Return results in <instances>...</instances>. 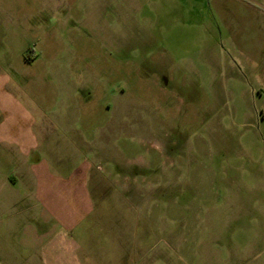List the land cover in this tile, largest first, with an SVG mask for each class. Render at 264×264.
<instances>
[{"label":"rangeland","instance_id":"374dc122","mask_svg":"<svg viewBox=\"0 0 264 264\" xmlns=\"http://www.w3.org/2000/svg\"><path fill=\"white\" fill-rule=\"evenodd\" d=\"M246 4L0 0V77L36 80L24 116L0 107V181L5 124L28 108L53 173L78 187L94 164V208L56 241L33 221L17 245L0 189V264H264V85L240 53L264 52L248 18L264 4Z\"/></svg>","mask_w":264,"mask_h":264},{"label":"crops","instance_id":"0c3cea01","mask_svg":"<svg viewBox=\"0 0 264 264\" xmlns=\"http://www.w3.org/2000/svg\"><path fill=\"white\" fill-rule=\"evenodd\" d=\"M260 4H264V0H247L246 5L261 7ZM262 7L264 8V5ZM252 15V18L249 15V20L258 21L259 24L257 29L251 32L253 35L262 32L261 35L264 36V17L255 16L254 13ZM6 25L7 23H5V27ZM248 51L250 49L245 47L240 49L241 59L244 63V67H242L257 73L260 84L264 85V65H261V69L258 67L260 63L258 59L264 52L259 49L252 52ZM21 52L20 50L14 58H10L5 47L4 65L16 64L21 59ZM251 60L255 61L250 62ZM23 62H25L24 59ZM35 82V79L19 75L0 77V94L4 91L5 99L9 98L6 102L0 98V107L10 108V111H5L6 118H9L8 116L12 114V110H15V118L24 116L23 110L20 109L19 103L14 98L19 99V95L16 93H20L26 84H35ZM28 109L30 116L27 125L26 118H18V122L15 121L12 124L6 122L5 130H3L5 131V148L9 152L5 155V166H7L5 177L0 181V189L5 190V200L3 202L5 203V209H1V212H5V218H7L5 223L7 232L19 231L17 233L20 243H17V245L26 244V242H23L21 234L25 235V230L32 227L31 224L26 226V223L34 221L33 225H35V222L39 224L38 232L33 234V240L35 237L40 244L43 242L48 243L56 241L59 235H63L61 231L64 234L72 231L75 227L74 222L77 221L75 216H84L94 208L92 194L89 193L87 185L86 187L84 185L85 180L94 176V174L91 175L92 172L90 173L94 164L84 168L85 171L81 172L84 179L81 181L82 185H78V187L74 185L78 183L74 181L73 184L72 182V173L69 175L60 173L62 171L59 168V172L53 173L49 169L51 165L46 163L47 169L37 153L41 145V139L35 130L33 113L31 114L30 108ZM81 161L83 164L89 162V160L84 159ZM38 165L40 167L35 172V168L32 166L36 167ZM58 165H61L59 161L57 162ZM101 171L103 170L101 169ZM114 192L116 191L112 190V193ZM49 224L53 225L49 228Z\"/></svg>","mask_w":264,"mask_h":264}]
</instances>
